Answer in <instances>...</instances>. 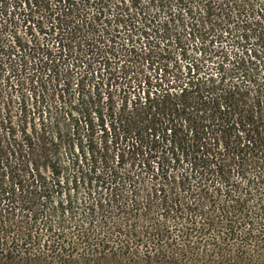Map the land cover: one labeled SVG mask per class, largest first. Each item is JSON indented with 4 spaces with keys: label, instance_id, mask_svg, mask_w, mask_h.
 Returning <instances> with one entry per match:
<instances>
[{
    "label": "trees",
    "instance_id": "obj_1",
    "mask_svg": "<svg viewBox=\"0 0 264 264\" xmlns=\"http://www.w3.org/2000/svg\"><path fill=\"white\" fill-rule=\"evenodd\" d=\"M14 1L47 12L36 18L59 60L139 57L165 75L143 95L104 97L100 82L72 87L46 49L49 85L0 94V253L50 249L61 262L113 250L96 231L142 229L118 247L148 264H264V0ZM153 157L172 180L154 199L96 189L135 181V162Z\"/></svg>",
    "mask_w": 264,
    "mask_h": 264
},
{
    "label": "rangeland",
    "instance_id": "obj_2",
    "mask_svg": "<svg viewBox=\"0 0 264 264\" xmlns=\"http://www.w3.org/2000/svg\"><path fill=\"white\" fill-rule=\"evenodd\" d=\"M7 2V6L0 10V17L10 20L12 17L8 15H11L10 12H12L14 13V20L7 27L1 26L2 23L0 24V45L2 43L6 46L14 45V39L17 36L21 38L24 47L21 50L19 47H15V50H13L14 48L11 47L6 48L5 46L2 48L0 46V94L4 96L8 93L13 99H16V96L20 95V93L28 94L36 87L39 88V80L49 85L51 82H48L47 76L51 72L48 66L47 68L43 66L46 61H48V64L51 63L50 59L53 58L52 56H55V62L58 63L62 74L66 73L71 75L72 87L76 88V85L82 81L91 84L100 82L104 97L107 94L106 90L114 93L116 97L120 96L123 90H130L135 93L140 91L141 95H143L141 89L139 90L140 87L147 89V86L143 85V82L147 81L148 83L150 81V83L155 84L156 77L159 78L160 75H165L164 62L159 63L151 59L143 60V58L139 57L131 58L128 56L111 55V61H106L104 58H95L94 61L89 60V57L92 56L88 50V55L84 53L79 56V59L69 57L59 60L57 58L53 36L44 32V27L49 25V19L44 17L38 21L36 18L39 13L42 15L47 12L43 9H38L34 12L35 9L33 7V12H30V9L25 8L24 3L18 5L14 0H8ZM5 12H7L8 17L5 15ZM26 18L30 19V21L24 22ZM29 24L31 27H29ZM46 49H49L52 54L47 59ZM61 82L62 80H60L59 84H62ZM4 96H1L0 100L4 99ZM123 167L128 168V165ZM159 168L160 164H158L156 157L152 158L150 168L143 165L139 167L137 160L133 171L139 174V176H136L135 181H125L124 184L96 186V189L103 193L102 197H106L109 191H115L121 195L128 194L131 198L145 199L150 197L154 199V196H151L152 191L156 188L166 189L168 188L169 181H172L170 178L167 180L160 178ZM168 171L172 174L179 173L181 168H173L170 166ZM82 188H85V191L89 190L85 186ZM82 197L88 198L86 193ZM141 231L142 229L128 233L123 230L121 232L106 233L96 231L95 233L99 234L97 235L98 241L101 238H107L108 241L110 238L112 239L109 243L114 247V249L112 248L113 250L110 248L101 250V246L97 247V245H93L87 249L79 250L77 254L68 257V260L61 262L58 260L59 254H56L55 251H51L50 249H44L43 252L35 250L30 253L19 252L17 254L18 256L16 255L17 257H14V259H10L0 253V264H85L82 263V256L86 251L88 253L87 256H92L93 258L90 264H148L138 258L140 254L136 257L127 252H123L118 247L124 238L132 239L139 236L142 240H145L147 234L140 236ZM143 249L142 247L139 248V253ZM100 250L101 253H99ZM65 253L67 252L63 250L61 256L65 257Z\"/></svg>",
    "mask_w": 264,
    "mask_h": 264
},
{
    "label": "snow or ice",
    "instance_id": "obj_3",
    "mask_svg": "<svg viewBox=\"0 0 264 264\" xmlns=\"http://www.w3.org/2000/svg\"><path fill=\"white\" fill-rule=\"evenodd\" d=\"M118 2H119V0H118ZM124 2H125V3H128V2H129V0H124Z\"/></svg>",
    "mask_w": 264,
    "mask_h": 264
}]
</instances>
